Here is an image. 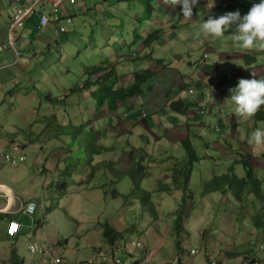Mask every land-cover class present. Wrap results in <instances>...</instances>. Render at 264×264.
<instances>
[{
    "label": "rangeland",
    "instance_id": "obj_1",
    "mask_svg": "<svg viewBox=\"0 0 264 264\" xmlns=\"http://www.w3.org/2000/svg\"><path fill=\"white\" fill-rule=\"evenodd\" d=\"M32 1L26 0L25 4H31ZM46 1L47 3L44 7L48 11H52L55 6L65 3L64 5L69 8L71 17L63 19L62 25L65 30L72 34L76 33L78 36L82 34L83 43H78L79 38L75 42L67 40L64 45L54 49L52 55L55 64L53 65L49 58L50 52L41 58L39 57L36 63L31 62L24 65V72L21 78L25 82V86L31 84V70L34 71L35 82L40 83L44 80L42 85L44 88L38 87L40 88L38 90L40 97L36 99L37 107L40 108L38 112L18 113L17 115L15 113H7L6 106L10 107V104L0 102V141L8 140L3 148L10 146L12 142H17L25 146L23 152L26 154L25 162L18 163L15 166H12L11 163L0 166L2 168L0 180L4 181V185L9 188L4 192H0V204L8 205L10 208L14 204L15 212L22 209L23 201L21 203L19 201L21 200V195H23V189L26 188L28 194L25 195V198L34 200L38 205L37 214L34 216L36 225L33 224V227L35 226V228L27 231V236H25V232H22L20 236L17 235L18 239L8 240V238L12 237H9L6 233V219L0 217V249H2L0 251V264H23L24 259L28 261L26 264H116L115 262L118 258L123 260L121 264H174V261H177L174 258H176V251L178 250V246L174 248L173 245L176 237L182 238L186 249L189 248L191 250L193 247L199 249L197 256L185 257L188 261L195 264H209L210 261L213 262L215 260L217 261L216 264H253L252 258L246 261L244 257L228 255V252L231 251L240 249L245 251L247 247H251L249 246L251 244H258L257 247L260 246L259 257H262L264 244L259 234L256 235L255 231H253L254 229L250 227L248 229L237 228L232 217H226L229 206L233 211V192L230 194L231 201L223 192L202 195V192H205L203 184L211 183L214 179V170L225 169L228 172V165H232L230 162L225 163L223 166L216 165L214 167L215 162L211 158V156H215L214 150L211 147L207 148V143H204V141L210 145L218 143L219 146L216 147V151H224L226 157L222 156V158L231 161L230 157L235 154V151L238 157L241 150L246 148L244 144L246 137L250 136L256 129L264 130V121H258L256 115L246 121H237L235 114H231L232 108L230 110L227 109L226 111L230 118L226 114L222 117L223 123L221 122L218 125L220 130L204 128L208 124L206 119L201 121V118L196 117L194 125V123H191L193 122L191 119L185 117L184 121H187L186 125L188 127L193 125V127H197L198 135L191 137H193L195 145H201L198 148V152L203 157L202 162L196 163L194 166L193 179L190 182L192 200L185 197L182 189L181 191L172 189L170 190L171 192L167 190L159 195L156 193L153 196H160V198L154 199L156 201L155 206H159L160 213L153 217L151 212L146 213L138 203L131 205V199L126 200L122 196H116L115 194L116 189L121 195L129 194L133 189L132 175L117 177L116 175H119V173L115 175L110 169L113 168L110 164L114 161L121 160L125 162L126 166L131 162L129 155H124V143L120 142L122 137L116 141V137L123 136V132L126 133L128 129H132L131 133H134L124 137L130 138L134 144L139 141L138 144L142 146L146 142L148 153H152L147 158L145 153V163L148 166L152 164L156 168L159 166L166 175L170 176L172 174V170H169L170 168L168 167L173 166L174 160L168 161V156L170 154H173L174 157L177 156L174 153H177L179 149L182 152L181 144H176V136L179 131L171 129L173 124H169L166 121L169 120L168 118L164 119L162 124L157 114L164 103H166L163 97L164 93L170 95L172 89L177 88L172 82H178L175 73H171L169 76L162 74L160 77L152 79L150 82L154 81V84L153 86H148V93L143 104L139 105L133 99L127 105H122L126 109L129 107L133 108L135 105L138 109L143 108L144 115L143 112L141 115L132 113V118L129 120L128 117L127 119L119 118L118 114L109 115L106 111L105 113H100V115L91 113L94 118L91 121V125L93 124L92 128L96 135L95 138H98L99 142L108 148H117L99 157L100 163L104 164L106 169L102 166L90 168L85 161L78 162L76 159L72 163L61 162L66 159L68 152L66 144L62 143L63 147H58L60 141L58 136H56V132L53 131L57 124L54 120L56 112L53 106L61 105L62 103L51 104L47 99L50 92H53L55 97L59 98L58 100L63 101H70V98L66 99V95L69 94V90L75 85H81L82 90L87 92L88 89L85 82L88 75L82 74L80 70L85 65H95L96 62L90 63L88 61L91 54L94 56L98 54L100 64L106 60L116 62L122 69L120 79L122 83H126L130 78L126 77L128 75L126 69L130 65L129 57L132 54L146 57L150 55L151 51H156L157 53L153 55V58L157 60L159 65L163 67L171 66L173 58L176 59L174 52L180 56V53H177L175 48L168 49L164 45V50H159V47H157L160 44L159 39L154 40L150 46H145V38L157 30H164L163 26H169L170 31H176V39L170 38L167 33L164 34L165 41L169 43L170 47L173 41L177 42L176 45L179 43L182 49H185L186 44L183 41V35L179 32L182 23L175 24L174 20H178V17H173L168 12L167 9L170 6L162 4V0H151L154 1L155 12L146 10V4H142L141 0H122L121 2L118 0H77L74 5H70L64 0ZM203 1L198 0V3L193 6L192 19L187 20L192 26V30H194L197 21L199 19L202 20L203 16L206 15L205 5L202 4ZM222 1L219 0L216 5L221 6L223 4ZM4 2L5 0H0L1 8ZM17 3L24 4V1L18 0ZM83 3L86 7L83 6ZM239 10L246 13V8H240ZM173 11L174 8L171 13ZM227 12H234V10L229 9ZM179 14L182 16L181 12ZM191 22H194V25ZM65 34L67 35L68 33ZM89 36L92 40V45H88ZM143 44V50H141L140 47ZM43 49L42 47L41 51ZM198 51L201 50L198 49ZM72 53L75 60L69 66L72 63V59H70ZM77 53L80 54V57L77 56ZM61 61L64 65L60 63ZM229 65L227 70L230 68ZM43 66L48 68V75L45 77L42 74L44 72ZM178 68L180 67L178 66ZM70 71L73 74L69 73ZM156 87L159 90L158 94L156 93L157 91H152ZM8 90L10 91V86ZM181 90H183L182 83L179 92ZM25 91L27 90H18L17 97ZM87 96L89 98L87 108L73 106V108L69 109L73 116L82 114L83 117H87L86 114L94 112L93 109H90V105L92 106L95 102L89 93H87ZM13 98L9 96L7 99V103L11 102L12 107H18L19 104L23 108L29 106V103L25 102L24 99H21L18 104L16 99L12 100ZM72 102L76 104L78 101L74 98ZM46 105L48 108L43 109ZM83 105L86 106V103L84 102ZM260 109L264 110V106ZM12 115L15 118L11 117ZM109 116L114 117L111 123ZM96 119H100L99 123L102 127L94 124ZM231 121H236L239 126L241 125L238 130H233L231 133L232 138L240 137L243 141L240 143L237 140H233L230 141L232 146L222 148V145L228 140V132L232 127L231 125L235 124V122L230 123ZM209 122L213 125L216 124L211 119ZM17 123L18 129L15 128ZM76 123L79 124L78 121ZM23 127L28 128V132L38 138V142L47 143L45 152L40 147H34L33 142H28L29 135L20 131ZM74 130L68 128L66 130L67 135L71 137L70 132ZM102 132H105L106 136H102ZM83 134H86L85 130L81 132V135ZM142 134L149 136L150 142L148 146L147 141H144V138L141 137ZM180 137L181 139H186V137L181 135ZM52 138L54 139L52 140ZM201 142L203 143L200 144ZM143 148L145 147L143 146ZM247 148L249 152L255 153L250 161L257 169L258 174L264 177V161L260 157L264 151L257 150L254 152L250 145H247ZM11 151H5L3 155ZM38 158L40 161H38ZM61 158L63 159L60 161ZM42 161L51 165L49 166V172H40L38 166ZM176 162L178 163V161ZM159 168L150 172L146 171V175L149 176L151 174V177H148L149 180L147 179L148 183L146 185L151 190H159V183L163 182L164 177ZM236 168L240 177H243V164H237ZM13 173H18L25 182H21V180L17 181V183L12 182L11 175ZM94 173L95 175H93ZM92 175L93 177H91ZM114 180L119 182L114 184ZM70 183L73 184L70 186ZM29 195H32V198H27ZM189 203L195 205L196 213L187 214L193 209L191 205L188 206ZM197 205L200 207H197ZM134 209L135 211H133ZM181 212H184L185 217L189 216V218H185V222L189 225L187 227L191 234H183L182 232V235L177 234L175 236L174 221L176 222ZM246 214H248V218L245 225L248 226L251 224L252 211L246 210ZM21 218L22 215H16L13 219L21 221ZM39 220L42 221L43 226L39 225ZM29 222H31L30 219ZM107 222L123 233L131 230L132 227L129 224L133 223L137 224L139 230L138 233H127L126 239L119 240L115 247L117 249H114L111 245H108L104 237V224ZM38 230L42 239L34 236ZM5 240H7L6 244L4 243ZM33 242L38 243L40 247L43 243L47 244L50 247V252L37 251V254L33 255L28 249ZM4 245H7L6 249L2 248ZM13 247L20 250V254L12 253ZM112 251H117L115 253L117 260L113 261ZM106 254L109 257L108 260L104 257ZM55 257L60 259L54 260Z\"/></svg>",
    "mask_w": 264,
    "mask_h": 264
},
{
    "label": "trees",
    "instance_id": "obj_2",
    "mask_svg": "<svg viewBox=\"0 0 264 264\" xmlns=\"http://www.w3.org/2000/svg\"><path fill=\"white\" fill-rule=\"evenodd\" d=\"M142 4H146V10H150V12H155V6L153 5V2L151 0H141ZM163 3V2H162ZM181 6V5H177ZM172 6L168 8V12H171ZM154 15V13H153ZM151 15V17H153ZM150 17V18H151ZM164 31L163 29L157 30L148 37L145 38V46H150L151 43L156 40L160 39V41L164 38ZM160 36V37H159ZM144 40V37H143ZM90 45V42L88 43ZM144 45V44H143ZM134 54L131 55V58ZM153 53L149 55V57H153ZM134 60L136 58L133 57ZM251 59V58H248ZM247 59V60H248ZM251 61H249L250 63ZM86 74L89 77L95 76L99 73H104L101 78H98L95 83L92 84L91 81L88 83L86 82V87L88 90L91 91L92 85L96 87L95 90H93L90 94V96L93 98V108H94V114L100 115V113H113L118 114L119 118H129L131 120L132 113L136 111L135 108H131L130 111L125 112V108L121 109V104H125L129 99L131 98H140L142 94L144 93L143 85H145L154 75L155 71L152 69L143 68V69H133L132 72L134 74H130L131 77V84L127 87H123L120 84V72L118 68V64L115 62H110L109 60L104 61L102 66H88ZM91 85V86H90ZM82 86L81 85H75L69 90V94L66 95V99L68 100L74 95L82 93ZM47 99L50 101L51 104L56 103H62L63 106L66 107V101L63 100H54L51 98V96H48ZM86 103V102H85ZM78 105L81 106L82 102H78ZM170 107L178 112L182 113L184 115L190 114L188 111L192 106L201 105L200 102H194L192 104L187 103H180V102H170ZM61 105L53 106L54 110L58 109ZM72 106H75L72 105ZM77 106V105H76ZM179 106H183L184 109L179 108ZM198 106V107H199ZM85 107V106H83ZM71 106L68 108L61 110L58 113H55L54 120L58 124V128H56V136H58V139L60 141V144L58 147H63V144H66L68 156L65 160L60 159L61 162L65 161L66 163H72L75 159L78 162L85 161V163L89 164L90 168H95L98 166L104 167V164L100 163L99 157L103 156L106 152L108 153L111 150L117 149V148H108L103 145V143H100L98 138H95V132L92 128L91 121L94 119L92 117V114H89L88 117L79 119L81 114H78L76 116H73L70 112ZM191 118H194V114H190ZM228 115V114H227ZM190 117V116H189ZM256 117L258 118V121H264V110H259L256 113ZM114 117L110 118V123L112 122ZM124 119V120H126ZM103 120V119H102ZM78 121L79 124L76 122ZM100 119H96L95 123L96 125L102 127L99 123ZM129 123V122H128ZM127 123V125H129ZM210 123V122H209ZM105 124V121H104ZM193 125V124H192ZM105 126V125H104ZM75 129L73 132H70L69 137L67 135L66 130L67 129ZM206 128H209L211 130H214L211 127V123ZM84 130L86 131V134L81 135V132ZM232 127L230 128V131L228 132V140L225 141L224 145H222V148H225V146H232L230 141L237 140L240 143H242V139L240 137L232 138ZM132 129H128L127 132H123V136H117L116 141L122 137V140L120 142L124 143V155H129L131 162L128 163V166H126L125 162H122L121 160L114 161L110 164V166L113 168H110L113 173L116 175L119 173V175H116L117 177H125L127 175H132L133 177V189L129 194L121 195L118 192V189L115 190L116 196H122L124 199H131V205H134V203H138L141 208L147 213L151 212V216L156 217L159 213V206H155L156 201L154 199L160 198V196L154 197L153 195L157 193L159 195L160 193H163L167 190L177 189L178 191H181V189L185 193L186 198L193 199L192 192L190 190V182H192L193 174H194V166L196 163H200L203 160V157L199 154L198 148L201 147V145H195L193 137H189L185 140L177 141L176 144L180 143L182 147V152L179 151L177 153V156L174 157L173 154H170L168 156V161H173V166H170L169 170H172V174L166 175L164 174V170L161 169L162 175L164 177L163 182L159 183L160 187L159 190H151L150 188H147L146 185L148 183V177H151V174L148 176L146 175V171L150 172L152 170H157L155 166L150 164L149 166L145 163V153L148 155H152V153H148V150L146 148V142L145 145H143L145 148H143L142 145H139V141L137 144L131 142L130 138H125V135L133 134L134 132ZM102 132V136H106V133ZM108 133V131H107ZM195 133V132H194ZM197 133V131H196ZM196 135V134H195ZM198 135V134H197ZM196 135V136H197ZM55 137V136H54ZM141 137L144 138V141H147V146L150 142L149 136L141 135ZM225 139V137H224ZM244 144L246 145V148L241 150L240 156L237 157V152L235 151L233 156L230 157V160L222 158V156H225L226 154L224 151H216L213 147L215 144L210 145L208 142L206 144V147H211L214 150L215 156H211V158L215 162V166H223L225 163H232L231 166L228 165V172L225 171V169H215L213 173V181L211 183H206L204 185L205 192H202V195L206 194H214L215 192H220L224 195H227L230 199V194L233 192L234 200H233V211L231 210V207L229 206L227 209V215L232 217V220L234 221L237 228H252L254 229L256 235L259 234V237H261V241L264 244V177H261L255 166L252 165L250 159H253L252 155H255V153L249 152V149L247 148V137L244 139ZM62 142V143H61ZM230 142V143H229ZM201 142L200 144H202ZM247 150V151H246ZM222 155V156H220ZM239 155V154H238ZM261 159L264 161V152L260 156ZM178 161V163L176 162ZM243 164L244 166V176L240 177L238 170L236 168L237 164ZM125 165V166H123ZM109 167V166H108ZM167 168V169H168ZM81 174V172H79ZM95 175V173L93 174ZM93 175L91 177H93ZM148 179V180H147ZM151 179V178H150ZM152 180V179H151ZM118 180H114L113 183H118ZM75 183V182H73ZM70 183V186L71 184ZM79 183V182H78ZM77 183V184H78ZM69 186V187H70ZM171 192V191H170ZM208 196V195H207ZM204 198V197H203ZM228 201V202H229ZM192 206L193 209H191L187 214H193L195 212V205L194 204H188V206ZM232 206V204H231ZM134 207V206H133ZM197 207H200L197 205ZM189 208V207H188ZM246 210L252 211L251 214V224L246 226L245 222L247 221L248 214H246ZM135 211V209L133 210ZM232 211V212H230ZM133 213V212H132ZM196 213V212H195ZM155 215V216H154ZM150 216V217H151ZM191 216V215H190ZM185 218H189L184 216V212H181V214L177 217L175 223V236L177 234L182 235L184 233H187L188 235L191 234V231L187 227V223L185 222ZM138 223V222H136ZM131 230L125 231L124 233L121 230H117L113 225H110L109 222L104 224V237L108 242V245H111L112 247L117 246V242L119 240L126 239L127 233H138L139 228L137 227V224H129ZM189 226V225H188ZM208 229V228H207ZM246 229V230H247ZM209 230V229H208ZM17 236L13 237L16 238ZM258 239V238H257ZM256 239V241H257ZM151 245V244H150ZM174 248L178 246V250L176 251V258L177 261L174 262L175 264H184L185 257H190L191 251L190 249H186L185 242L182 240V238H175L174 241ZM245 246V245H244ZM247 246V245H246ZM250 248H246L245 251L243 249L238 251H231L228 252L229 256L232 257H244V260L253 259V264H262L264 262V254L262 257H259L260 254V246L258 244H251ZM262 247V246H261ZM15 251V250H14ZM226 251V250H224ZM234 255V256H233ZM114 260L115 256H114ZM123 262L121 259L120 264ZM118 264L117 262H115ZM137 263V262H136Z\"/></svg>",
    "mask_w": 264,
    "mask_h": 264
},
{
    "label": "crops",
    "instance_id": "obj_3",
    "mask_svg": "<svg viewBox=\"0 0 264 264\" xmlns=\"http://www.w3.org/2000/svg\"><path fill=\"white\" fill-rule=\"evenodd\" d=\"M23 1L25 4L26 0H23ZM218 1L219 0L214 1L213 7L211 6V3L208 5L209 0L203 1L202 4L205 5V8H204V10L206 11L205 14L208 15V17H206L205 15L203 16L202 20L199 19L195 25L194 30H192V26L189 24V22L183 19L182 6L173 7L174 11L172 12L171 15L174 17H178V20H183V21L174 20V22L175 24L182 23L181 30L179 32L180 34L183 35V41L185 42L186 47L185 49H182L179 46V43L178 45H176L177 42H174V41L172 43V46L170 47L169 43L165 41L166 40L165 36L160 41V44L157 46L159 47V50H162V49L164 50L163 46L166 45L169 49L175 48V51L177 53H180V56H179L174 52L176 59L173 58L171 66L169 67L160 66L156 59L152 58L153 60L151 61V57L146 56V57L137 58L134 61V63L128 67L129 71L136 69V68H139V69L147 68V70L152 69L156 72L155 75L143 86L144 94L140 98H136L139 105L143 104L145 101L144 99H146V95L148 93V86H153L154 81L150 82L152 79L160 77L162 74H164V76L166 74L169 76V74L171 73L176 74V77L178 78V82H174V81L172 82L175 84L177 88L172 89V92L170 93V95H168L167 93H164L163 97H164V100H166V103H164L163 107L158 111L157 115L160 118V121L162 124L164 122V119L168 118L169 120H166V121L169 124L171 123L173 124V126H171V129H176L177 131H179V133L176 136L177 141L185 140V139H181L180 135L182 137H186L187 139L197 134L196 133L197 127H193V126L188 127L186 125L187 121H184V120H185V117L190 119L191 113L195 115L199 105H196V106L191 105V108L188 110L190 114L184 115L182 113H178L174 111L169 105L170 102H180V103L192 104L197 101V102L202 103L203 100L207 97V95L210 94V86L212 85V82L214 80L213 76H217V75H221L222 77L226 78V76L230 74L232 82L235 78V75L237 74H238L237 76L238 80L240 78L264 79V52H258L256 50L245 51V50H242L236 47L235 42L232 40V30H229L228 33H224L222 37L216 38L214 40H212V38H208V39H204L203 37L197 38L196 33L199 30L200 25L204 22V20L206 21L210 16L213 18H218L219 16L227 13L229 9H233L234 11H239L241 16H243L247 14V12L250 10V8H248V5L252 3L250 0H247L249 1V4H247L244 0L236 1L233 6L230 5V8L223 10L222 12H219L218 10L219 6L216 5ZM225 1L231 2L235 0H223L222 2H225ZM17 2L18 0H5V2L2 5V8L0 6V102L5 103V104H10V107L5 105L6 112L7 113L9 112L11 114L15 113L16 115L18 113L26 114V113H31V112H37L38 108H37L36 99L40 97V95L38 94V90L44 87L42 86L44 84V80H42V82L40 83H37L34 81V76H33L34 71L33 70L30 71L31 84L29 86L24 85L25 82H23L21 78L24 72V65L27 63H31V62L36 63L39 57L41 58L42 56H45L48 52H50L49 58H50L51 64L53 65L54 64L52 60L53 50L58 48L59 44L60 45L64 44L67 40L75 42L79 38V36L82 35V34H79L78 36L76 35V33L72 34L70 32H68V34L66 35L65 33L67 32L65 33L58 32V29L60 28L59 26L62 20L70 15L69 8L65 7L64 5L65 3L64 4L62 3L60 5L64 9H62L60 13H56L52 15V20H53L52 24L48 26L44 31H41L38 27L39 17L37 15L33 19L28 21V24L25 26V28L18 30V36H17L18 48L22 50L23 53L20 57V60L17 62L14 52L11 49L4 48V46L8 43L9 36H10L9 22H10L11 15L13 12V7L20 4ZM83 6H85L84 3H83ZM83 6L82 8H84ZM173 8H171V11L173 10ZM240 8H243V9L246 8V13L241 12L239 10ZM180 12L182 16L179 14ZM191 24L194 25V22H191ZM166 29H167L166 33L169 35L170 38H174V39L177 38V36L175 35L176 31H173V30L170 31V28L168 26H166ZM89 39H90V36H89ZM90 41L92 40L90 39ZM42 47L44 48L43 51H41ZM140 48L141 50H143V46H141ZM198 49H200L201 51H198ZM151 53L155 54L157 52L151 51L150 54ZM201 53L203 54L199 55ZM205 53H209V59L206 62L202 60ZM246 54H249L252 57H254L252 59V62L250 63L248 62V60L245 58ZM217 59H219V63L214 64V62ZM60 63L63 64L62 62ZM228 65L230 66V68L227 70ZM178 66L180 68H178ZM247 67L250 68L248 69L249 72L244 73ZM42 69H44V72L42 74L45 77L46 75H48V70H47L48 68L43 66ZM70 73L73 74L72 71H70ZM131 73L133 74L132 71L130 72V74ZM132 76L130 75V78ZM225 82L227 83V79ZM232 82H230L229 86L232 84ZM181 83L183 84V90L179 92ZM237 84L238 82L233 83L232 88L236 87ZM9 86H10V91L8 90ZM229 86L225 84L226 88ZM189 88H193L195 92L193 94L188 93ZM23 89L27 91H25L22 95H19L17 97L16 95L17 91L23 90ZM157 89L158 88L156 87L152 91H157L156 93L158 94L159 90ZM230 95L231 94L229 93L226 96V94L224 93V101H223L222 109L224 113L226 112L225 113L226 115H227L226 110L227 109L230 110L231 106L225 100L226 98H229ZM9 96L14 97L12 100L16 99L18 104L21 102V99H24L25 102L29 103V106L27 108H23L21 107V104H19L18 107H12L11 102L7 103L8 102L7 99ZM161 101H162V98H161ZM46 108L48 107H44L43 109H46ZM179 108L184 109L183 106H179ZM135 109H136L135 111L136 113L138 108L136 107ZM175 116L179 118H176ZM11 117L15 118V116L13 115ZM227 117L230 118V115H227ZM205 119L208 122L211 119L214 122H217V120H219V121H222L223 123V120H221L220 117L216 118L214 115H211L210 117L205 118ZM170 120L171 122H169ZM233 122H235V124L231 125L232 128L235 130H238V128H240L241 125L239 126V123H237L236 121H231L230 123H233ZM16 127H18V123L16 124L15 128ZM7 142L8 141H5V140L0 141V150L9 149V146L8 147L6 146V148H3V146L6 145ZM215 146H219V144L216 143ZM213 148L216 150V147H213ZM1 169L2 168H0V171ZM11 178L13 179L12 182L14 183H17V181L19 180H21V182H25L22 180L23 179L22 176H19L18 173H13L11 175ZM0 184L3 185L5 184V182L0 180ZM3 189L8 190L6 188H3ZM23 191H24L23 195L20 194L21 200L19 202L21 203V201L27 202V201L32 200V199L25 198V195L28 194V190L25 188L23 189ZM32 195H29L27 198H32ZM13 206L14 205L12 204L10 208L8 205L0 204V217L6 219L5 230L7 229V226L10 220H15L13 218H15L16 215H22L21 221L15 220V221H19L22 224V228L18 236H20L22 232H25V236H27L28 235L27 231H29L31 228L34 229L35 226L34 227L32 226L31 218L25 215L23 212L15 214L16 212L14 211ZM29 219L31 222H29ZM33 222L35 223V219L33 220ZM38 223L40 226H43L41 220H39ZM34 236H36V238L38 239H42L39 235V230L36 232ZM12 239L14 238H8V240H12ZM4 243L6 244L7 240H5ZM59 243H61V241H59ZM2 248L6 249L7 245H4V247ZM0 251H2V249H0ZM20 252H21L20 250H17L15 247H13L12 253L20 254ZM27 262L28 261L26 259L23 260V264H26Z\"/></svg>",
    "mask_w": 264,
    "mask_h": 264
},
{
    "label": "clouds",
    "instance_id": "obj_4",
    "mask_svg": "<svg viewBox=\"0 0 264 264\" xmlns=\"http://www.w3.org/2000/svg\"><path fill=\"white\" fill-rule=\"evenodd\" d=\"M64 1L69 2L70 4L74 5V3H76L77 0H64ZM118 1L121 2L122 0H118ZM236 1H240V0H235V1H231V2H228V1L223 2V4L221 6H219V8H218L219 12H222L223 10L230 8V5L233 6ZM244 1L247 4H249V1H247V0H244ZM250 1L252 2L251 3L252 5L251 4L248 5V8H250V10L247 12V14H245L243 16H241L239 11H234V12H227V13L219 16L218 18H213L210 16L206 21L204 20V22L200 25L199 30L196 33L197 38H200V37H203L204 39L212 38V40H214L216 38L222 37L224 35V33H228L229 30H232V40L235 42L236 47H238L242 50H245V51L256 50L258 52H264V0H260V2H259V0H250ZM162 2H163L162 4L172 6V7H176L177 5H181L182 6L183 19L184 20H191L192 16H193V6H195L198 3V0H162ZM46 3H47L46 0H33L31 4H18V5L13 7V12H12L11 19L9 22V34H10V36H9L8 43L4 46V48L5 49H11L14 52L17 62L20 60V57L23 53V51L18 48V41H17L18 30L25 28V26L28 24V21L33 19L37 15L39 17V26L38 27L41 31H44L48 26H50L52 24V21H53L52 15L56 14V13H60V11L62 9H64L61 5H57L52 9V11H48L44 7ZM210 3H211V6L213 7L214 0H209L208 5ZM169 13L172 14L171 12H169ZM44 17H47V20H48L47 23L43 22ZM68 17H71V16L69 15L66 18H68ZM59 27H60L58 29L59 33H65V32L68 33V31L65 30V27H63L62 22H61ZM155 27H158V26H155ZM163 27L165 30L164 33L166 34V31H167V29L165 28L166 26H163ZM89 42L91 45L93 44L91 41H89ZM78 43H80V44L83 43L82 35L79 36V42ZM64 44H61V45H64ZM59 46H60V44H59ZM142 46H144V45H142ZM73 53H75V51H73ZM73 53H72V55H70V59H72V63L69 66H71L75 60ZM77 56L80 57V54L77 53ZM133 57L137 59V58L141 57V55L134 54ZM133 57L132 58H131V56L129 57V61H130L129 66H131L132 63H134V61H135L133 59ZM151 58H153V57H151ZM245 58L246 59L251 58V59H248V62L249 61L252 62V59L254 57H252L249 54H246ZM208 59H209V53H205L202 60L206 62ZM88 61L90 63L96 62L95 63L96 66H102V64L104 63V61L101 64L99 63L100 60L98 58V54H96L95 56L93 54H91ZM218 63H219V59H217L214 62V64H218ZM62 65H64V63ZM88 66H94V65H85L82 68V70H80L82 74L83 73L86 74L85 70H87ZM118 68H119L120 79H121V70L122 69L119 67V65H118ZM248 69H250V68L247 67L246 71L244 73L249 72ZM131 71L126 69V72L128 73V75H126V77H130ZM103 74L104 73H99V74L92 76V77L88 76L86 82L88 83L89 81H91L93 84V83H95V81L98 78H101L103 76ZM237 76H238V74L235 75L233 82L231 80L230 74H228L226 76V78L222 77L221 75L213 76L214 80L212 82V85L210 86V94L207 95V97L203 100L201 105L198 107L197 112L194 115L195 117L193 119H191L193 122H191V121L190 122L194 123V125H195V123H196L195 118L196 117L201 118V121H203L205 118H208L211 115H214L216 118L220 117L222 120V117H224V115H225V113L222 109V105H223L222 100L224 101V93L226 94V96L229 93L231 94L230 97L226 98L225 101H227L230 104V106L232 108L231 114H235L237 121H246V120L252 118L253 116H255L259 110H263L260 108L262 106H264V79L240 78L238 80ZM226 79H227V83L225 82ZM131 81H132L131 78H129V80L126 83H122L120 81V84L123 87H127L132 83ZM230 82H232V84L238 82V84L236 87L232 88V84L229 86ZM225 84H227V86H229V87L226 88ZM90 89H91V91L90 90H88L87 92L83 91L80 94L72 96L70 98V101H66V104H67L66 107L63 106V102H62L61 106L58 109H56L55 112L58 113L61 110L68 108L69 106H71V108H73L72 105H74L75 102H72V100H74V98L78 102H80V101L82 102L81 106L78 105V102L75 104V106L77 105L76 106L77 108L78 107L81 108L82 106H84L83 105L84 102H86V106L84 108H87V104L89 103V101H88L89 98L87 96V93L91 94V92L93 90H95L96 87H94L92 85V87ZM194 92L195 91L193 88L188 89V93L193 94ZM49 96H51L52 99L57 100V101L59 99V98L55 97L53 92H50ZM133 99L135 101H137L136 98H131L125 104L127 105V103ZM211 101H212V103H211ZM42 104H43V101H42ZM137 104H138V101H137ZM122 105H124V104H121V109L123 110L125 107L123 108ZM45 107H48V106L46 105ZM203 107H207V110L205 111L204 114L200 113V111ZM37 108L40 109L39 107H37ZM133 108H136V105ZM90 109L94 110L93 105L92 106L90 105ZM125 110H127L125 112H128V110L130 111L131 108L130 107L128 109L125 108ZM219 111H220V113H219ZM37 112H38V110H37ZM142 112H143V108L138 109L136 113L138 115H141ZM91 113H93V112L86 114L87 117ZM112 114L113 113H109V115H112ZM143 115H144V112H143ZM83 118H86V117H83L81 114L79 119L81 120ZM110 118H112V117L109 116V119ZM221 122L222 121L217 120L215 125L211 124V127L214 130H218L219 129L218 125L221 124ZM209 124L210 123L208 122V124L205 125L204 128L209 126ZM57 125L58 124H56L55 128L53 129L54 132H56L55 129L58 127ZM16 129H18V128L16 127ZM20 131L27 133V135H29L28 142H33L34 147H40V149H44V152H45V146L47 145V143H43L41 141L38 142V140H37L38 138L34 137L33 134H30L28 132V128H26V127L21 128ZM54 138H52V140ZM247 143L253 148L254 152L257 150L264 151V130L256 129L255 131H253L251 133V135L247 137ZM24 148H25V146H22L20 143L12 142V144L9 146V149H8V150H12L10 153H6L3 155V152L8 151V150L1 149L0 150V156L3 157V162L0 163V166H4L7 163H11L12 166H15L18 163L25 162L26 161V154L23 152ZM41 154H42V152H41ZM38 161H40L39 158H38ZM48 165L51 166L50 164L42 161V163L38 166L40 172H42V173L43 172H49L50 168L48 167ZM44 170H47V171H44ZM3 188L9 189L4 184L3 185L0 184V192L6 191ZM32 202H34L37 205V203L34 200L23 202L22 209H19L16 213H22L23 212L25 215L30 217L32 220V226H33V224H35L33 222V220H34V216L37 214L38 205H37L36 213L34 215H28L25 211L26 205L29 203H32ZM12 222L17 223L20 226L19 231L13 235L9 233V227H10V224ZM21 228H22V224L20 222L15 221V220H10L8 223V226H7L6 233L9 237L13 238V237L19 235ZM32 244L36 245L38 247L37 251L50 252V247H48L46 244L45 245L43 244L40 247L38 243L33 242L29 245V250L33 255L37 254V251L35 253L32 252V250L30 248ZM112 248H115V247H112ZM193 249L198 250V253H199V249L197 247H193L190 250L191 251L190 257H195L198 255V253L195 255L192 254ZM108 258L109 257L107 256L106 259L108 260ZM57 259H60V258L55 257L54 260H57ZM187 262H190V261H188L186 258L184 260V264ZM209 264H212V261H210Z\"/></svg>",
    "mask_w": 264,
    "mask_h": 264
},
{
    "label": "built area",
    "instance_id": "obj_5",
    "mask_svg": "<svg viewBox=\"0 0 264 264\" xmlns=\"http://www.w3.org/2000/svg\"><path fill=\"white\" fill-rule=\"evenodd\" d=\"M47 17H44L43 18V22L44 23H47ZM211 103H212V101H211ZM207 110V107H203L202 109H201V111H200V113H202V114H204L205 113V111ZM218 130H220V128L218 129ZM3 162V157H1L0 156V163H2ZM36 210H37V205L34 203V202H32V203H29V204H27L26 205V208H25V211H26V213L28 214V215H34L35 213H36ZM19 229H20V226L17 224V223H15V222H12L11 224H10V227H9V233L10 234H16L18 231H19ZM31 250H32V252L33 253H35L37 250H38V247L36 246V245H31ZM114 249H117V248H114ZM117 251H112L111 253L113 254V261H114V256H115V253H116ZM198 253V250H195V249H193L192 250V254H197ZM103 255V254H102ZM104 257H105V259L107 258V254L106 255H104ZM115 259L117 260V257L115 256ZM120 261H121V259L120 258H118V260L116 261L118 264H120ZM185 264H195V263H193V262H187V263H185ZM212 264H216V261H213L212 262Z\"/></svg>",
    "mask_w": 264,
    "mask_h": 264
},
{
    "label": "bare ground",
    "instance_id": "obj_6",
    "mask_svg": "<svg viewBox=\"0 0 264 264\" xmlns=\"http://www.w3.org/2000/svg\"><path fill=\"white\" fill-rule=\"evenodd\" d=\"M160 37V36H159ZM159 39V38H158ZM160 40V39H159ZM158 42V41H157ZM261 172V171H260Z\"/></svg>",
    "mask_w": 264,
    "mask_h": 264
}]
</instances>
